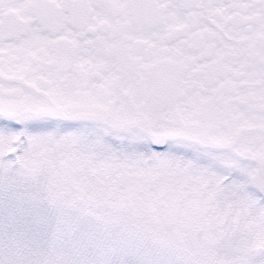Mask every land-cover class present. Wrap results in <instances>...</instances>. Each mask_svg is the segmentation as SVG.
I'll use <instances>...</instances> for the list:
<instances>
[{"label": "snow or ice", "instance_id": "obj_1", "mask_svg": "<svg viewBox=\"0 0 264 264\" xmlns=\"http://www.w3.org/2000/svg\"><path fill=\"white\" fill-rule=\"evenodd\" d=\"M0 264H264V0H0Z\"/></svg>", "mask_w": 264, "mask_h": 264}]
</instances>
